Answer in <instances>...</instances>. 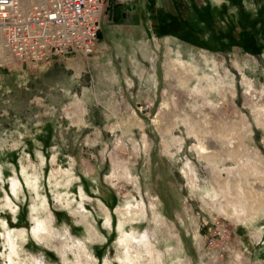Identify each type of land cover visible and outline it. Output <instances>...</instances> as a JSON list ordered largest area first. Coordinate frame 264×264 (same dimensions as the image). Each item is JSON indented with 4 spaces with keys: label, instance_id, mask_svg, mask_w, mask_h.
<instances>
[{
    "label": "rangeland",
    "instance_id": "374dc122",
    "mask_svg": "<svg viewBox=\"0 0 264 264\" xmlns=\"http://www.w3.org/2000/svg\"><path fill=\"white\" fill-rule=\"evenodd\" d=\"M143 1L1 71L0 264H264V0Z\"/></svg>",
    "mask_w": 264,
    "mask_h": 264
},
{
    "label": "built area",
    "instance_id": "2783aa9c",
    "mask_svg": "<svg viewBox=\"0 0 264 264\" xmlns=\"http://www.w3.org/2000/svg\"><path fill=\"white\" fill-rule=\"evenodd\" d=\"M107 0H0V75L16 64L90 54Z\"/></svg>",
    "mask_w": 264,
    "mask_h": 264
},
{
    "label": "crops",
    "instance_id": "0c3cea01",
    "mask_svg": "<svg viewBox=\"0 0 264 264\" xmlns=\"http://www.w3.org/2000/svg\"><path fill=\"white\" fill-rule=\"evenodd\" d=\"M143 3H144V1L139 4L137 2V0H129L126 2L121 1V0H110V4L108 3L109 7H108V9L106 8V11H105L103 18H102L103 19V22H102L103 31H105V26L108 25L107 24L108 19H109L108 14L113 9H114V11L116 10V16H118V18H119L117 25L119 27H121V29L123 28L122 25H124L125 27L123 29H128V30L124 31V32H126L125 35L119 34V35L111 36L110 34H108L109 42L113 41L115 43H120V42L126 41V40H127L126 42H132V41L139 40V38L135 37V36L136 35L138 36L139 34H141L142 31H138V30L136 31L135 29H136V27H138V25H141L140 22L142 23L141 26H143L144 32L146 33L147 27L145 26L144 20L139 15V14H141V16H143L145 14L144 12H147V9L145 8L146 5H144ZM149 4H151V3H149ZM157 5H159V4H157ZM148 9H149V5H148ZM150 9L152 10V6ZM113 13H115V12H113ZM103 36H104L103 41H105L106 36L105 35H103ZM143 36H144V34H143ZM133 37H135V38L133 39ZM172 37H173V35H172ZM66 59L70 62L71 65H74L76 63V61L80 59V56L79 55H71V56H68ZM90 71H92V70H90ZM72 72H73L72 74H73L74 78H76L77 75H80V74H78L77 71L74 72V70H72ZM93 75H94V73H93ZM251 233H253V232H251Z\"/></svg>",
    "mask_w": 264,
    "mask_h": 264
},
{
    "label": "bare ground",
    "instance_id": "6f19581e",
    "mask_svg": "<svg viewBox=\"0 0 264 264\" xmlns=\"http://www.w3.org/2000/svg\"><path fill=\"white\" fill-rule=\"evenodd\" d=\"M165 106V105H164ZM208 144L206 143H201L199 145V150L203 153H208V152H216V151H220L224 148V146L226 145V142L225 141H220L219 143L217 144H210L208 141H207ZM228 144H231V143H228ZM207 156V155H206ZM248 181V179H247ZM196 183V182H195ZM262 189V188H261ZM264 190H262L261 192H263ZM250 192H253V191H250ZM254 193H257V192H254ZM132 207H129L127 212L125 214H127L128 217H130V215L132 214ZM247 216H249V212L247 213ZM112 222H110V224L112 225ZM119 230L122 234H124V226H123V222L119 220ZM127 241V240H125ZM128 242H132L131 243V247L133 248L134 252L138 253L140 256L142 255V251H141V248L143 247L142 244H147L148 240H147V237H145V241H143V243H133L132 240H128ZM149 243V242H148ZM150 244V243H149Z\"/></svg>",
    "mask_w": 264,
    "mask_h": 264
},
{
    "label": "trees",
    "instance_id": "16d2710c",
    "mask_svg": "<svg viewBox=\"0 0 264 264\" xmlns=\"http://www.w3.org/2000/svg\"><path fill=\"white\" fill-rule=\"evenodd\" d=\"M233 1V0H232ZM233 2H235V1H233ZM239 5H240V3H239Z\"/></svg>",
    "mask_w": 264,
    "mask_h": 264
}]
</instances>
